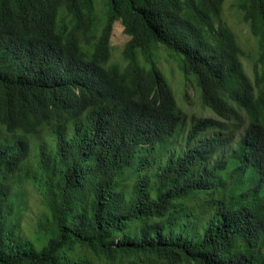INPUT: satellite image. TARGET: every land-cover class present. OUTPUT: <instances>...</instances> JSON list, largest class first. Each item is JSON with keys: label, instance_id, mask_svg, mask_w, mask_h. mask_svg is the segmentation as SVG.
<instances>
[{"label": "trees", "instance_id": "trees-1", "mask_svg": "<svg viewBox=\"0 0 264 264\" xmlns=\"http://www.w3.org/2000/svg\"><path fill=\"white\" fill-rule=\"evenodd\" d=\"M224 2L0 0V264H264V0L234 7L252 77Z\"/></svg>", "mask_w": 264, "mask_h": 264}, {"label": "rangeland", "instance_id": "rangeland-1", "mask_svg": "<svg viewBox=\"0 0 264 264\" xmlns=\"http://www.w3.org/2000/svg\"><path fill=\"white\" fill-rule=\"evenodd\" d=\"M239 0H225L223 8V17L228 27L235 33L246 57L249 60H243L246 73L252 77L253 69L260 71L261 64L259 56L261 51L255 38L250 35L247 25L242 21L241 16L236 11L235 4ZM128 38L123 34L122 27L119 23H115L111 37V52L113 60H120L122 50ZM159 67L170 83V86L175 94L177 102L187 112L188 116L207 117L212 114L200 105L198 99V90L191 80H186L180 69L178 57L169 53L163 47L157 50ZM28 193V211L23 217V229L29 228L37 217V211L40 208L38 197L30 188L26 189Z\"/></svg>", "mask_w": 264, "mask_h": 264}]
</instances>
